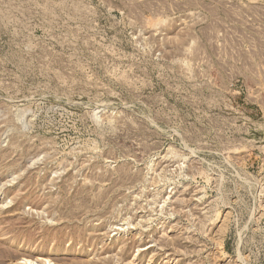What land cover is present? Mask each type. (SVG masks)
Listing matches in <instances>:
<instances>
[{"label":"rangeland","instance_id":"374dc122","mask_svg":"<svg viewBox=\"0 0 264 264\" xmlns=\"http://www.w3.org/2000/svg\"><path fill=\"white\" fill-rule=\"evenodd\" d=\"M0 264H264V0H0Z\"/></svg>","mask_w":264,"mask_h":264}]
</instances>
